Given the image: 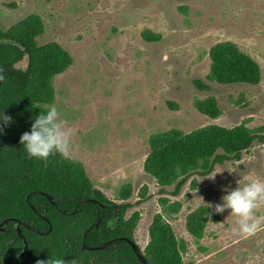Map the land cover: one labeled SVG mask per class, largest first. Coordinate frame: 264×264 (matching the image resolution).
Wrapping results in <instances>:
<instances>
[{
  "label": "rangeland",
  "instance_id": "rangeland-1",
  "mask_svg": "<svg viewBox=\"0 0 264 264\" xmlns=\"http://www.w3.org/2000/svg\"><path fill=\"white\" fill-rule=\"evenodd\" d=\"M33 12L45 23L38 43L55 40L75 59L54 77L57 93L50 105L73 129L71 157L86 165L94 186L111 200L120 201L118 190L132 183L126 217L141 211L134 233L140 247L147 245L149 225L161 211L159 197L168 195L183 203L167 220L187 243L185 264H264V202L254 209L252 233L234 231L238 225L230 209L216 214L211 208L199 240L186 227L188 214L203 201L222 203L225 186L231 190L250 176L264 179V143L255 140L240 159L217 163L207 175L193 174L178 195L170 194L175 186L161 193L144 169L152 133L210 123L230 127L246 118L252 128L264 125V0H0V26L7 29ZM148 29L161 39L146 40L142 33ZM224 40L236 42L260 63L258 84L206 78L209 50ZM208 95L217 97L223 111L215 119L194 105ZM145 184L148 195L142 200Z\"/></svg>",
  "mask_w": 264,
  "mask_h": 264
},
{
  "label": "trees",
  "instance_id": "trees-1",
  "mask_svg": "<svg viewBox=\"0 0 264 264\" xmlns=\"http://www.w3.org/2000/svg\"><path fill=\"white\" fill-rule=\"evenodd\" d=\"M44 32V19L37 12L7 29L0 26V74L4 77L0 85V113L12 117L7 123L0 121L3 127L0 134V223L16 217L35 228L22 227L28 248L16 264H35L37 259L48 258H64L68 264L73 259L77 264H144L132 245L120 238L135 240L134 233L141 219L140 210L126 217L132 205L128 201L133 193L131 182L118 190L120 201L111 200L94 186L81 160L64 159L56 154L44 163L29 158L19 143L20 135L30 130L32 118L40 111L46 112L55 102L54 77L65 72L75 60L55 40L39 44L37 38ZM142 36L148 41L161 39L160 33L149 29ZM209 54L211 65L206 78L212 82L255 85L262 80L260 63L232 40L217 42ZM168 104L178 108L172 101ZM194 105L213 119L223 113L213 95L196 98ZM249 121L246 118L230 127L210 123L190 131L172 127L152 133L144 169L161 186V193L167 194L168 187L175 186L170 194L178 195L193 174L207 175L217 163L240 159L255 140L264 143V125L252 128ZM41 191L54 196L56 203ZM139 194L142 200L146 199L148 185H143ZM159 203L161 211L149 225L144 256L149 264H185L187 243L178 239L167 220L180 212L183 203L168 195L159 197ZM210 215L211 208L207 209L205 204L188 214L187 230L197 240L204 236ZM214 218L219 220V215ZM4 227L6 231H0V264H15L24 249V241L14 222ZM107 241L111 242L102 249L84 246V243L94 246Z\"/></svg>",
  "mask_w": 264,
  "mask_h": 264
},
{
  "label": "clouds",
  "instance_id": "clouds-1",
  "mask_svg": "<svg viewBox=\"0 0 264 264\" xmlns=\"http://www.w3.org/2000/svg\"><path fill=\"white\" fill-rule=\"evenodd\" d=\"M3 79V75L0 74V80ZM11 119V116L0 113V121L7 123ZM67 124L68 121L62 116L61 111L56 106H50L46 112L40 111L32 118L30 130L20 135L19 143L23 145L29 158L47 163L50 156L59 154L62 158L70 160L73 151L71 141L73 129L67 127ZM2 133L3 127H0V134ZM236 183L237 186L231 190L225 186V194L221 197L222 203H216L214 206L204 201L203 203L216 214L230 209L229 214L236 218L238 225L234 231L252 233L257 227V221L253 219L254 209L264 202V179L250 176L243 184L239 180ZM35 264H68V261L64 258H48L37 259ZM71 264H77V261L73 259Z\"/></svg>",
  "mask_w": 264,
  "mask_h": 264
},
{
  "label": "water",
  "instance_id": "water-1",
  "mask_svg": "<svg viewBox=\"0 0 264 264\" xmlns=\"http://www.w3.org/2000/svg\"><path fill=\"white\" fill-rule=\"evenodd\" d=\"M1 82L2 80H0V85H1ZM42 194H44L50 201H53V203H56L55 201V198L54 196H52L51 194H48L46 192H42ZM90 200L92 201H97L96 199H93L91 198ZM31 205L33 206V204L31 203ZM101 205L104 207L105 204L104 203H101ZM42 217H44L46 220L50 221L48 219V217H46L44 214H40ZM10 222H14L15 223V226L17 228V231L19 233V235L23 238V241H24V249L19 253V255L16 257L15 259V264L21 260V258L24 256V254L26 253L27 251V248H28V241L26 239V237L24 236V233H23V229L22 227L23 226H26V227H30L32 229H35L34 227H32L30 224H28L26 221H23V220H20L16 217H10V218H6L4 219L1 223H0V231H6V228L4 227L5 224L7 223H10ZM52 229V224L50 223V227H49V230ZM41 232V231H40ZM43 233V232H41ZM122 239H125L127 240L133 247L134 251L136 252L138 258L140 259V261L144 264H149L148 261L146 260L145 256H144V253H143V249L140 247V245L138 244V242H136L135 240H132L131 238L129 237H120ZM113 240H116V239H113ZM111 241H107V242H104L102 244H98V245H94V246H87L85 243H84V246L86 248H90V249H102L104 247H106Z\"/></svg>",
  "mask_w": 264,
  "mask_h": 264
}]
</instances>
